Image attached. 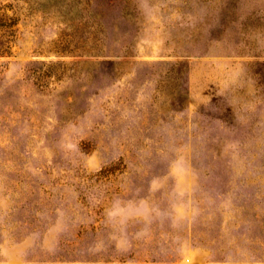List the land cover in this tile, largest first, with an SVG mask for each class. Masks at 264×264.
<instances>
[{
  "label": "rangeland",
  "instance_id": "obj_1",
  "mask_svg": "<svg viewBox=\"0 0 264 264\" xmlns=\"http://www.w3.org/2000/svg\"><path fill=\"white\" fill-rule=\"evenodd\" d=\"M1 17L0 264H264V0Z\"/></svg>",
  "mask_w": 264,
  "mask_h": 264
},
{
  "label": "trees",
  "instance_id": "obj_2",
  "mask_svg": "<svg viewBox=\"0 0 264 264\" xmlns=\"http://www.w3.org/2000/svg\"><path fill=\"white\" fill-rule=\"evenodd\" d=\"M5 19H6L5 17L0 18V37L2 38L0 40V53H9L11 49V45L9 44V42H4L3 40V38L9 35L10 33L1 32L2 31L1 27L4 26V24L7 26L12 25L6 21L7 19L6 20Z\"/></svg>",
  "mask_w": 264,
  "mask_h": 264
}]
</instances>
